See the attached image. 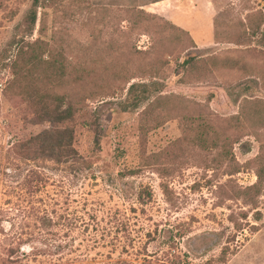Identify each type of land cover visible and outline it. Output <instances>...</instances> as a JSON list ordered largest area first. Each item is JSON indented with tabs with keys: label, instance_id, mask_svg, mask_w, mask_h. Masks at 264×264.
<instances>
[{
	"label": "rangeland",
	"instance_id": "374dc122",
	"mask_svg": "<svg viewBox=\"0 0 264 264\" xmlns=\"http://www.w3.org/2000/svg\"><path fill=\"white\" fill-rule=\"evenodd\" d=\"M153 1L0 0V264H264V0Z\"/></svg>",
	"mask_w": 264,
	"mask_h": 264
},
{
	"label": "trees",
	"instance_id": "16d2710c",
	"mask_svg": "<svg viewBox=\"0 0 264 264\" xmlns=\"http://www.w3.org/2000/svg\"><path fill=\"white\" fill-rule=\"evenodd\" d=\"M161 0H154L151 3H157ZM151 3H146L141 5L148 6ZM41 4V0H34L33 7L34 9L30 13L29 19L31 25L36 24L37 22V8ZM141 13L146 14L144 10H141ZM35 45H46L44 42L35 43ZM185 63H189L186 61ZM59 64H62L61 62L54 63V67L63 74V66L58 67ZM17 67V66H16ZM136 86L132 85L131 90L134 89ZM58 105L54 108L47 109L43 114V117H39V121L50 123L52 126L56 125H63L69 120H71L74 116V110L73 107L70 105H67L64 107L63 98H57ZM41 122H38L39 124ZM97 140L96 143H99L100 140V134L97 132ZM30 143L37 146L40 151L47 155V157H50L54 160H59L62 157H65L66 159H71L75 155L74 151V132L73 130L69 128L64 129H48L43 131L42 133L38 134L34 138L30 140ZM258 221L260 219H257Z\"/></svg>",
	"mask_w": 264,
	"mask_h": 264
}]
</instances>
